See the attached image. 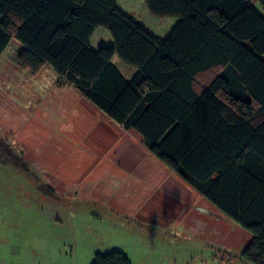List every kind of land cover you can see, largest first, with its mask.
I'll use <instances>...</instances> for the list:
<instances>
[{
	"label": "trees",
	"instance_id": "trees-1",
	"mask_svg": "<svg viewBox=\"0 0 264 264\" xmlns=\"http://www.w3.org/2000/svg\"><path fill=\"white\" fill-rule=\"evenodd\" d=\"M118 0H0V55L15 39L16 62L45 65L72 85L220 212L247 230L243 250L264 264V0H143L178 22L157 39ZM102 27L113 46L94 49ZM116 56L135 68L126 79ZM202 81H198V77ZM90 264H132L119 250Z\"/></svg>",
	"mask_w": 264,
	"mask_h": 264
},
{
	"label": "rangeland",
	"instance_id": "rangeland-1",
	"mask_svg": "<svg viewBox=\"0 0 264 264\" xmlns=\"http://www.w3.org/2000/svg\"><path fill=\"white\" fill-rule=\"evenodd\" d=\"M255 6L264 14V5ZM21 50L12 39L0 55L3 264H37L26 257L31 250L55 264L114 249L133 264H254L243 255L247 230L143 143L126 142L123 128L77 88L60 86L51 67L20 68ZM47 155L60 156L51 169L62 179L56 188L35 161Z\"/></svg>",
	"mask_w": 264,
	"mask_h": 264
},
{
	"label": "crops",
	"instance_id": "crops-1",
	"mask_svg": "<svg viewBox=\"0 0 264 264\" xmlns=\"http://www.w3.org/2000/svg\"><path fill=\"white\" fill-rule=\"evenodd\" d=\"M117 7L128 17L135 20L140 26L145 28L149 33H151L152 36H154L157 39L164 38L178 22V18L176 17L160 18V19L152 18L151 16L152 14L147 9L143 0H118ZM100 29L102 28H97L90 37L89 44L91 45V47L94 49H98L101 46H113V39L111 38V35L105 32V30L101 31ZM112 62L117 66V68L120 70V72L123 74V76L126 79H130L135 73V68L122 63L118 59L116 60L112 59ZM120 133L123 139L129 144L130 142L133 143L139 142L144 144L141 135L134 130L123 129V132ZM59 158L60 156H56L55 158H53V156L51 155H47L42 159L37 158V160L33 158L35 161L40 162V165L43 169L42 171L43 180L46 181V185L49 187L55 186L56 188V186H59L60 184L59 180L62 181L57 171H51L53 167L54 169L56 168L55 165H58L57 159ZM54 255L55 254H53V256ZM93 256L94 253H86L85 255L80 256L78 255V252H75L72 255H70V257L61 256L63 260H59L57 258L56 260L57 262L55 264H90ZM17 257H21L20 253L17 254ZM26 257L27 259L30 258L32 261L34 258H37L36 261L37 264H43L44 260L48 258L47 255L42 254L41 251L34 253L33 250H31V252L27 254ZM3 260L4 259L0 255V264H3L2 263Z\"/></svg>",
	"mask_w": 264,
	"mask_h": 264
}]
</instances>
